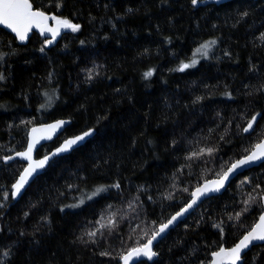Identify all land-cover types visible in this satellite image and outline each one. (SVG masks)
I'll use <instances>...</instances> for the list:
<instances>
[{"label":"trees","instance_id":"obj_1","mask_svg":"<svg viewBox=\"0 0 264 264\" xmlns=\"http://www.w3.org/2000/svg\"><path fill=\"white\" fill-rule=\"evenodd\" d=\"M200 1L30 0L79 30L21 45L0 29V264H120L264 139V0ZM57 119L72 123L38 157L96 134L15 201L25 164L4 157L26 148L32 126ZM263 196L264 163L172 230L155 262L139 264H209L253 227ZM243 264H264V245Z\"/></svg>","mask_w":264,"mask_h":264},{"label":"water","instance_id":"obj_2","mask_svg":"<svg viewBox=\"0 0 264 264\" xmlns=\"http://www.w3.org/2000/svg\"><path fill=\"white\" fill-rule=\"evenodd\" d=\"M233 0H202L200 1V5L201 6H207V5H212V4H215V5H222V4H226V3H229ZM34 11H36L37 9H34ZM40 11V10H39ZM45 13V12H44ZM47 16L49 17H52V16H55L54 14H49V13H45ZM47 28H51V29H57L58 28V34L53 36L51 32L45 30L43 33H41V31L38 29V28H35L33 27L32 30L27 34V38L25 40H20L19 37L16 35L15 32H13L11 29L7 28L5 25H0V29H3L5 30L6 32L10 33L11 35H13L16 40L18 41L19 44L21 45H26L29 41V39L31 38V36L36 33L38 35H40L42 38H45V39H50L52 42L56 43L60 40V38L62 36H64L70 28H67V27H63V26H58L56 21L53 20V19H49L47 21ZM261 114H257L255 115L252 120L250 122H253V127L252 129H250L249 131H245L246 134H249L251 133L259 118H260ZM60 121H63V125L62 126H59L57 127L55 130L51 129L49 126L50 125H54V124H57L58 122ZM71 120H68V119H57V120H53V121H49V122H46V123H42V124H37L35 126H32L30 129H29V132H28V142H27V146L24 150L22 151H19V152H15L9 156H6L4 157L3 161L5 164H9V163H12V162H15V161H20L22 163L25 164V167L24 169L22 170V172L20 173V175L18 176L17 180L15 181V183L13 184V186L16 184V182L19 180L20 176L23 174L24 170L26 168L29 167V165H35V162L37 161H40V160H45V163L42 167H36L35 170L31 173V175L27 178V182L23 185V187L20 189V191L17 193L16 192V189L12 186V197L15 201H19L23 196L24 194L26 193L27 189L33 184V182L38 178L40 177L44 172L45 170L49 167V165L56 159V158H59V157H62V156H66L68 154H70L71 152H73L74 150L84 146L89 140H91L95 134H96V131L91 129V130H88L87 132H90L91 134L88 135V136H85L83 140L81 141H78L77 144L75 145H72L71 148L67 151H58L59 148H61V146L64 144V142L66 140H69V139H74L75 137H78V136H81L83 135L85 132L83 133H80V134H77L75 136H72V137H69L67 138L66 140H64L61 144H59V146H57L56 148L52 149L49 153L43 155V156H40L38 157L37 156V151L49 144V143H52L55 139H57L61 134L64 133V131L66 130V128L71 125ZM248 124L246 125L245 128H247ZM33 129H35L36 131H33ZM261 142H264V139L262 141H260L259 143ZM258 144V143H257ZM29 145L32 146V151H31V160H28V159H25L24 157L18 155L19 153H25L28 151V147ZM255 150V146L254 148L251 150V152ZM251 152L244 156L243 158L241 159H245L247 158ZM47 157V159H45ZM241 159H238L237 161L241 160ZM235 161V162H237ZM234 162V163H235ZM264 163V157H261L259 159H255L253 161H250L249 163L247 164H244V165H241L239 168L231 171V172H228L229 168L225 171V172H228V178L226 180H224L223 182V186H219L218 183H213V182H219L221 180V178L223 177L220 176L219 178H214V179H211V180H208L206 182H204L203 184H201L200 186H198L197 188H201V189H204V192L202 194L198 193L196 196H193L191 195V199L190 201L188 202V204L183 207L181 210H179L177 213H175L173 216L170 217V219L172 217H176V219L171 223V224H168L169 220L164 223L163 225L165 224H168V227L164 229L163 232H160L159 229L163 226L161 225L159 228H158V231L153 235L155 236V239H153V236L149 239L152 241L151 245H150V248H151V251L153 253H155V255L151 256V258H149L148 256H144V255H140V256H132L130 259H129V264H139L141 262H149V263H153L157 260L158 258V254L156 253L155 249H156V246L158 245V243L160 241H162L165 237H167V235L172 231L174 230L181 222H183L184 220H186L202 203H204L206 200L214 197V196H219V195H222L226 190L227 188L229 187V185L235 180L237 179L238 177H240L241 175H244L245 173L249 172L250 170L256 168V167H259L261 164ZM197 188H195L193 190L192 193H195ZM195 200V203L193 204L192 201ZM189 204H192V206L189 208L188 205ZM262 204H263V211L261 213L260 216L264 215V196L262 198ZM187 208V211H184V209ZM178 213H182V215H177ZM259 216V218H260ZM259 218L258 220L256 221V223L253 225V227L259 223ZM252 227V228H253ZM248 232L246 234H244L240 239L239 241L245 236L247 235ZM239 241L233 245L232 247H221L219 250L215 251L212 256H211V261L209 264H216V261L219 259L222 261V264H232V261L229 260L226 256L224 257H217L215 255V253L219 252L221 249H224L225 253H227L229 250H231L233 247H235ZM145 245V244H144ZM143 245V246H144ZM261 245H264V241H260V240H253L249 246L247 248H244L241 250L240 252V259L239 260H236L235 261V264H243L244 262V258H245V255L251 251L254 247L256 246H261ZM141 246V248L143 247ZM128 252L126 254H124L123 256L127 255ZM120 264H124V260L121 258L120 260Z\"/></svg>","mask_w":264,"mask_h":264},{"label":"snow or ice","instance_id":"obj_3","mask_svg":"<svg viewBox=\"0 0 264 264\" xmlns=\"http://www.w3.org/2000/svg\"><path fill=\"white\" fill-rule=\"evenodd\" d=\"M193 4L197 3V0H192ZM49 19H53L56 21L58 26H63L70 28L72 31H78L79 26L72 24L68 20H61L58 19L55 16L49 17L47 16L43 11L33 10V5L30 2V0H0V25H5L7 28L11 29L13 32L16 33V35L19 37L20 40H25L27 38V34L32 30L33 27L38 28L41 33H43L45 30L52 33L53 36L58 34V28L57 29H51L47 28V21ZM51 42V41H49ZM215 41H209L201 46V48H198L196 50L197 53L206 56L207 50L209 49L210 45H214ZM197 63L196 59L193 58L191 64L195 65ZM190 67L189 64H183L180 71H183L185 68ZM146 75L150 76L151 73H147ZM0 79H3V76L0 75ZM63 121L58 122L57 124L50 125L49 127L53 130H55L57 127L63 125ZM253 122H249L247 128L244 129V131H249L253 127ZM33 131H36L33 129ZM90 132H85L83 135L75 137L74 139H69L64 142V144L61 146V148L58 149V151H67L71 148L72 145H75L78 143V141H81L84 139L85 136L90 135ZM31 151L32 146L29 145L28 151L25 153H19L18 155L24 157L25 159L31 160ZM261 157H264V142L258 143L255 145V150L251 152V154L245 158L241 159L231 165L228 172H231L237 168H239L241 165L247 164L250 161H253L255 159H259ZM47 159V157L45 158ZM45 163V160H40L35 162V165H29L28 168H26L23 172V174L20 176L19 180L16 182V184L13 186L16 189V192L18 193L20 189L23 187V185L27 182V178L31 175V173L35 170L36 167H42ZM228 172H225L223 177L219 182H213L218 183L219 186H223L224 180L228 178ZM116 187H119V185H116ZM104 189L98 188L96 190V193H93V195L98 194L100 191H103ZM204 192V189L197 188L195 193H192L193 196H196L198 193L202 194ZM83 201H81L82 203ZM192 203H195V200L192 201ZM192 204H189L188 207L190 208ZM184 211H187V208L184 209ZM177 215H182V213H178ZM176 217H172L168 224H171ZM168 224L163 225L159 231L163 232L165 228L168 227ZM219 227V225H217ZM90 235H95V233H90ZM153 239H155V236H153ZM253 240H260L264 241V215L260 216L259 223H257L253 228H251L248 231V234L245 235L239 243L233 247L231 250H229L227 253H225L224 249H221L219 252L215 253V255L219 257L226 256L229 260L232 261V264H235L236 260L240 259V252L242 249L247 248L249 244ZM152 241L149 240L142 248L136 247L132 248L127 255L123 256L122 259L124 260V264H129V259L132 256H148L151 258V256L155 255L151 251L150 245ZM5 256H7V253H4ZM216 264H222L221 260H217Z\"/></svg>","mask_w":264,"mask_h":264},{"label":"rangeland","instance_id":"obj_4","mask_svg":"<svg viewBox=\"0 0 264 264\" xmlns=\"http://www.w3.org/2000/svg\"><path fill=\"white\" fill-rule=\"evenodd\" d=\"M208 52H209V51H208ZM208 52H207V54L210 53V52H209V53H208ZM197 55H198V56H197L198 59L201 58L202 56H204V55H201V54H199V53H198ZM97 195H98V194H97ZM95 197H96V195H95L93 198H95ZM93 198H92V199H93ZM84 204H85V201H83L82 203H81V202L75 203V204H73V205L70 207V209H79V208H81L82 206H84Z\"/></svg>","mask_w":264,"mask_h":264},{"label":"flooded vegetation","instance_id":"obj_5","mask_svg":"<svg viewBox=\"0 0 264 264\" xmlns=\"http://www.w3.org/2000/svg\"><path fill=\"white\" fill-rule=\"evenodd\" d=\"M48 40H50V39H48Z\"/></svg>","mask_w":264,"mask_h":264}]
</instances>
